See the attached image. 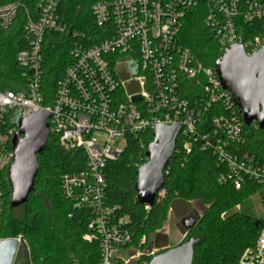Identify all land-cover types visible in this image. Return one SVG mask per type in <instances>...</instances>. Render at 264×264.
I'll return each instance as SVG.
<instances>
[{
	"label": "built area",
	"instance_id": "2783aa9c",
	"mask_svg": "<svg viewBox=\"0 0 264 264\" xmlns=\"http://www.w3.org/2000/svg\"><path fill=\"white\" fill-rule=\"evenodd\" d=\"M58 1H40L38 19H28L30 46L16 56L23 87L0 90V171L8 170L14 156L11 140L18 130L12 123L14 112L19 109L27 117L49 111L50 132L58 136L61 146L67 151L82 149L87 157L85 169L62 175L61 187L75 208L91 213L84 238L99 242V264L126 262L120 251L132 242L125 227L127 217L118 218V207L106 199L105 175L129 136L154 131L158 124H179L178 138L188 153L192 140L200 141L226 166L220 181H231L236 189L246 181L264 184V158L238 151L246 140L244 120L215 67L204 65L180 42L188 12L205 3L204 22L221 50L243 45L251 55L264 46V36L245 40L237 31L236 19H264V0H100L92 6L93 15L99 23L111 22L114 34L100 43L77 44L72 49L73 62L46 106L42 43L47 30L65 29L57 14ZM18 8V3L0 5L2 27L12 24ZM219 103L228 112L213 115L201 131L207 110ZM238 264H264V230L253 246L243 250Z\"/></svg>",
	"mask_w": 264,
	"mask_h": 264
},
{
	"label": "trees",
	"instance_id": "16d2710c",
	"mask_svg": "<svg viewBox=\"0 0 264 264\" xmlns=\"http://www.w3.org/2000/svg\"><path fill=\"white\" fill-rule=\"evenodd\" d=\"M42 0H0V5L18 3L17 14L8 28L0 25V90H19L25 80L18 65L17 53L30 46L28 19L37 20L38 4ZM100 0H59L57 14L65 26L64 31L47 30L42 43L43 104L53 101L59 80L73 62L72 49L77 45L91 46L114 34L111 22L99 23L92 6ZM207 4L191 9L184 19L180 42L188 47L204 65L215 67L223 54L218 41L204 20ZM237 31L245 39L264 36V19L245 22L236 19ZM199 90V89H198ZM243 120V112L234 106ZM228 112L219 103L204 115L201 131L215 114ZM245 142L238 151L264 158V130L256 122L243 123ZM154 131L146 130L127 138V145L118 159L108 163L106 199L118 207L116 216L127 217L125 227L132 234L127 249L164 247L167 237L161 229L177 200L183 203L200 202L206 206L197 223L186 230L188 241L194 244L193 264H238L243 250L253 246L264 230V217L246 213L244 204L263 190L264 184L246 181L236 189L231 181L222 182L220 176L226 166L209 147L193 141L188 153L181 138H177L175 151L164 171V184L155 203L145 207L138 203L135 182L137 169L147 162L146 151L153 142ZM39 171L28 201L18 207L11 206V184L8 170L0 171V241L21 236L28 242L31 264H99L101 250L98 241H88L91 213L75 208L63 195L61 177L65 173L86 168L87 157L82 149L65 150L58 136L50 132L45 150L38 155ZM264 206V197L262 199ZM239 205V208L237 207ZM185 241V242H186ZM155 254V255H156ZM153 256L142 254L140 264H149ZM145 260V262H144ZM118 264H123L119 262Z\"/></svg>",
	"mask_w": 264,
	"mask_h": 264
},
{
	"label": "water",
	"instance_id": "95a60500",
	"mask_svg": "<svg viewBox=\"0 0 264 264\" xmlns=\"http://www.w3.org/2000/svg\"><path fill=\"white\" fill-rule=\"evenodd\" d=\"M215 69L222 87L242 110L244 123L250 125L256 122L264 130V46L248 55L243 45H233L217 59ZM49 117L50 112L47 110H40L27 117H22L19 109L14 112L12 123L18 130L11 140L14 156L8 167L12 207L27 202L34 189L39 171L38 155L45 150L50 135ZM180 130L179 124H158L154 129L155 138L147 147L148 160L137 169V201L147 208L155 203L163 187L164 171L175 151ZM185 223L189 228L195 225L192 220ZM197 240L190 238L168 248L154 255L149 264H193L194 244ZM19 245L17 238L2 239L0 264H14Z\"/></svg>",
	"mask_w": 264,
	"mask_h": 264
},
{
	"label": "rangeland",
	"instance_id": "374dc122",
	"mask_svg": "<svg viewBox=\"0 0 264 264\" xmlns=\"http://www.w3.org/2000/svg\"><path fill=\"white\" fill-rule=\"evenodd\" d=\"M135 88L136 90L139 89L138 86ZM263 197L264 187L262 191L252 195L247 200L243 206L244 211L257 218L264 217V206L262 204ZM205 208L206 206L200 202L183 203L182 201L177 200L174 203L173 209L170 210L168 218L161 229L162 235L167 237L166 247L171 248L184 243L188 237L186 230L189 229L185 221L192 220L194 221V224H196ZM17 239L20 241V245L14 264H31L29 259L28 242L21 236L17 237ZM162 248L164 247L156 248L150 246L144 249L140 247H132L130 249L120 251V253L124 256L126 261L123 264H140L142 261V254L146 253L154 256L157 251Z\"/></svg>",
	"mask_w": 264,
	"mask_h": 264
}]
</instances>
